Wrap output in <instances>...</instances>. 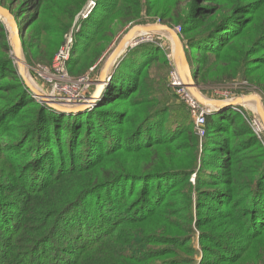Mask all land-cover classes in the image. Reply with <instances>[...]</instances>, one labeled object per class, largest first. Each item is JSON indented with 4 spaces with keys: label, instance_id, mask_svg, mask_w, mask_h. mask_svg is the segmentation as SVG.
Listing matches in <instances>:
<instances>
[{
    "label": "trees",
    "instance_id": "1",
    "mask_svg": "<svg viewBox=\"0 0 264 264\" xmlns=\"http://www.w3.org/2000/svg\"><path fill=\"white\" fill-rule=\"evenodd\" d=\"M86 3L0 0L29 62L59 51ZM156 23L180 28L204 94L246 82L264 100V0H97L66 69L95 71L115 26ZM11 50L0 19V264H264V148L232 109L206 116L203 139L188 111L169 118L184 109L165 73L151 79L156 43L70 114L34 98Z\"/></svg>",
    "mask_w": 264,
    "mask_h": 264
},
{
    "label": "rangeland",
    "instance_id": "2",
    "mask_svg": "<svg viewBox=\"0 0 264 264\" xmlns=\"http://www.w3.org/2000/svg\"><path fill=\"white\" fill-rule=\"evenodd\" d=\"M88 1H90V0H87V2ZM80 13L81 12H79V14H77V16L75 17V21H74V24H73V27H72V31L70 33L73 36V41H74L75 35H76L77 31H78V28L80 27V25H82V22L84 21V19L81 18ZM0 19H2V21L6 25V29H7V33H8V40H9L10 47L12 49L10 51V56L14 60L15 67H16L18 73L20 74L25 86L30 90V88L27 86V83H28L29 86L34 90L32 92L38 93L40 95H44L46 97H48L47 95H54L55 96V94H56V96L57 95L66 96L67 92L64 91V89L67 88V89H71L72 90V89H74V86H75V90H76V91L72 92L74 95L77 92H84V93L88 94L87 97H89V98L92 95L95 96L97 94L98 90H99V87H100V80L101 79H105V77H106L105 76L106 74L105 75L103 74V69H104L105 63L111 57V55L115 52V50L119 46L120 42L125 38V36L128 34V32L131 29H133L134 27H137V26H131V27L128 26V27L124 28V27H120V26H115L116 36H115V38L113 40V43H111V45L108 47L104 57L102 58L101 64L100 65L98 64L96 70L91 72L90 69H89V71L86 72L85 74H82L80 76H74V75L70 74L68 72V70L66 69L67 73L69 74V77L75 83L71 84V85H67L65 87H62V92H57L56 91V92L53 93L54 85L55 84L58 85V83L56 82V80H54L56 82L55 84L51 83L53 81H48L46 76L44 75V70L43 69L44 68H50L53 65L54 59H55L56 54L58 52H55V54H53L50 57L49 60L46 58V56H44L43 59L40 58L39 60H37V59H35L36 57H34V55H30L29 57H31V58H30V62H29L28 61L29 58L27 60V56H26V54L24 52L22 39H21V36H20V28H19V25H18V21L15 19V23L18 26L19 37H20L19 38V45H20V53L19 54H17L16 51H15V46H14V42H13V34H12V31H11V27L9 26L8 22L6 21V19L4 17H2L1 15H0ZM156 24L157 25H161V24H158V23H156ZM156 24H154V25H156ZM148 25H150V24H148ZM151 25H153V24H151ZM139 26H145V25H139ZM169 28L172 29L176 34H178V36L180 37L181 41L183 42V40H182V38L180 36V28H171V27H169ZM138 36L140 37V39L147 38V37H152L153 42L156 43V45L160 47V50H161V54L159 55L160 58H159V60L154 62L151 65L150 69H149L150 74H151V79H153V78L157 79V77H162V75H164V73H165V77H166L165 78V86H168L174 93V90H173V88L171 86V82H170V76H171V71H172L171 63H172V60H175L174 59V55H173V53H174V44H173V41H172L171 37L168 34H165V33L152 34L151 36H145V34L143 33L142 35L138 34L137 37ZM137 37H135V38H137ZM66 39H67V37L64 38V42H65ZM137 40H139V39H137ZM136 41H134V42H136ZM64 42H63L62 46L64 45ZM153 42H149V43H153ZM132 44L133 43H131V44L127 45V46H130ZM183 44L185 46V52H188V48H187L186 44L184 42H183ZM60 48H59V50H60ZM124 49L125 48H123L122 50H124ZM194 55L197 57V56L200 55V52L196 51V52H194ZM16 57H18V58H16ZM163 63H165V65H166L165 69L167 68V71H164V70L161 69V67L163 66ZM93 68L95 69V67H93ZM194 70H196V68H194ZM82 77H85V78L89 77V80L92 81L93 83H89L88 86L87 85L83 86L80 83V81H81L80 79ZM77 82H79V83H77ZM162 85H164V84H162ZM243 86L246 87V86H249V85L246 84V82H245V83H242L241 85L238 84V83H235V84L229 85L227 87L208 88V89H205V91H206V93H208V95L204 94L201 91V89L198 87V92L205 99H209V100H218V99L219 100H221V99H233V100H236V99H240L242 97H254V98L258 99V102L260 103L259 106H261L263 108V110H264L263 97H262V95L259 92H257L254 89V87H250L249 86V90H248L249 92L246 95L236 94V92L239 91ZM103 88H106V87H103ZM81 90H83V91H81ZM104 91L105 90H103V93H104ZM103 93H102V95H103ZM174 95L176 96L175 93H174ZM34 98H36L37 100H40L38 98V96H36L35 94H34ZM51 101H53V99H51ZM53 102L56 103V101H53ZM78 102H82V101H78ZM175 103L181 105L184 110H183L182 113H177L176 112V113L169 114V118H180L182 114H184V115H182L184 117L186 115H187V117H189L190 110L187 107V105L181 100L180 97L176 96V102ZM56 104L60 105V106H63V107L78 106L79 105V104H72V105L68 104V105H65V104H58V103H56ZM248 104H249V106H243V107L239 108V109H241L243 111V113L245 114V117L247 118V120H252L255 117L261 120L260 116L257 113V108H256L257 104L256 103H248ZM232 110H233V112L238 114V112H236L234 108ZM187 111L189 112V114H188ZM190 116H191V114H190ZM191 118L193 120V125H194V119H193V117H191ZM242 118L249 125L248 121L243 116H242ZM249 127H250V125H249ZM250 129H251V127H250ZM194 130H195V127H194ZM251 131H252V129H251ZM252 133H253V131H252ZM204 137L205 136H203V137L199 136L200 139H203ZM255 137L257 138V136H255ZM262 137H263V140H264V132H263V136ZM257 140L259 141L261 146L264 148V145L261 143V141L258 138H257ZM191 182L194 183L192 180H191ZM170 201H174V199L173 200L171 199ZM175 203L177 204L176 206H180V205H178V204H180V202H175ZM192 247L195 249L196 254H197L196 257H195V261L199 262L201 260V256H202V254H201L202 253V249H201V243H200L197 235L194 237V239L192 241Z\"/></svg>",
    "mask_w": 264,
    "mask_h": 264
},
{
    "label": "water",
    "instance_id": "3",
    "mask_svg": "<svg viewBox=\"0 0 264 264\" xmlns=\"http://www.w3.org/2000/svg\"><path fill=\"white\" fill-rule=\"evenodd\" d=\"M0 15L6 19L9 26L11 27V31L13 34V42L15 46V51L17 54L20 53V45H19V30L18 26L15 23V17L11 14L10 10L5 9L0 6ZM140 28L143 32L146 33L145 36H151L152 34H168L174 44V59L179 71V74L185 84V86L190 90V92L193 94V96L199 101L200 104H202L207 109V115L212 114L213 112L222 111V110H229V109H239L243 107L244 105L248 104L249 102H246V98L248 97H242L240 99H221V100H209L205 99L200 93L198 92V86L195 83L194 75H192L193 66L189 63L187 54L185 52V46L183 42L181 41L178 34H176L172 29H170L167 26L163 25H145V26H137L131 29L128 34L125 36V38L120 42L119 46L115 50V52L111 55V57L107 60L105 63L103 74L106 76L105 79L100 80V91L97 92V94L94 96L92 95L91 98L87 103H83V105L78 106H68L63 107L60 105H57L51 99L49 100L48 97L44 95H40L38 93L32 92L34 91L29 84L27 83V86L30 88L31 92L34 93L38 98L46 103L49 107H52L60 112L63 113H78L85 111L89 108H91L93 105H95L96 101L100 98V96L103 93V90H105L106 87V80L110 77L111 71L113 67L118 63L119 59L125 54V51H127L130 47L133 48L134 46H137L141 43H149L147 41H143V39L137 40L132 45L127 46L126 49L122 50L123 44L131 38L133 33ZM130 48V49H131ZM18 58V57H16ZM111 70V71H110ZM195 73V72H194ZM103 86V87H102ZM102 87V88H101ZM258 100V99H256ZM259 103V102H258ZM260 105V103H259ZM257 113L261 118V121L264 125V110L261 106H259V109H257Z\"/></svg>",
    "mask_w": 264,
    "mask_h": 264
},
{
    "label": "built area",
    "instance_id": "4",
    "mask_svg": "<svg viewBox=\"0 0 264 264\" xmlns=\"http://www.w3.org/2000/svg\"><path fill=\"white\" fill-rule=\"evenodd\" d=\"M89 2V3H88ZM87 4L84 6L83 10L80 13V16L82 19H87L93 10L96 7L97 0H90L88 1ZM143 41L147 42H153L152 37H147V38H142ZM73 44V36L70 34L67 36V39L64 42V45L60 48L58 53L56 54V57L54 59L53 65L50 68H44V75L46 76L48 81H53L51 83H58L54 85V92H62V87H65L67 85L74 84L69 77V74L67 73L66 70V63L69 60L70 57V51L71 47ZM174 55V53H173ZM172 66V71H171V76H170V82L171 86L174 90V93L176 94L177 97H180L181 100L187 105V107L190 110L191 117L194 119V127H195V132L198 136L203 137L206 134V116H207V109L203 105L199 103V101L193 96V94L190 92L189 89L185 86L175 60H172L171 63ZM90 71H94V68H91ZM109 79V78H108ZM106 80V82L108 81ZM56 80V82L54 81ZM80 83L85 86L89 83H93L92 81L89 80V77H82L80 79ZM79 83V82H77ZM107 84V83H106ZM64 91L67 92L66 96H61V95H47L49 99H53V101H56L58 104H83L87 103L89 101V97H87V93L84 92H77L75 95L72 93L75 90L74 89H64ZM83 91V90H81ZM55 97V98H54ZM82 101V102H78ZM238 114L242 115L246 120L247 118L245 117V114L241 109H235ZM210 115V114H208ZM254 135L257 136V138L261 141V143L264 145V140H263V132H264V125L262 121L258 118H253L252 120H247Z\"/></svg>",
    "mask_w": 264,
    "mask_h": 264
},
{
    "label": "bare ground",
    "instance_id": "5",
    "mask_svg": "<svg viewBox=\"0 0 264 264\" xmlns=\"http://www.w3.org/2000/svg\"><path fill=\"white\" fill-rule=\"evenodd\" d=\"M145 34L146 35V33L145 32H143L140 28H138L134 33H133V35L131 36V38H129L124 44H123V47L122 48H125L126 49V47H127V45H129V44H131V43H134V41H136L137 39H139L140 40V37L138 36L137 37V35L138 34ZM135 37H137V38H135ZM142 38V37H141ZM100 92V88H99V90H98V93ZM246 102H251V103H256L257 105V109H259V103H258V100H256V98H254V97H248V98H246Z\"/></svg>",
    "mask_w": 264,
    "mask_h": 264
},
{
    "label": "crops",
    "instance_id": "6",
    "mask_svg": "<svg viewBox=\"0 0 264 264\" xmlns=\"http://www.w3.org/2000/svg\"><path fill=\"white\" fill-rule=\"evenodd\" d=\"M111 71V70H110ZM192 75H194V68H193V71H192ZM251 103V102H250ZM244 106H249V104H246Z\"/></svg>",
    "mask_w": 264,
    "mask_h": 264
}]
</instances>
